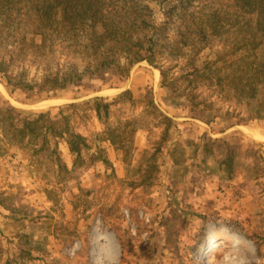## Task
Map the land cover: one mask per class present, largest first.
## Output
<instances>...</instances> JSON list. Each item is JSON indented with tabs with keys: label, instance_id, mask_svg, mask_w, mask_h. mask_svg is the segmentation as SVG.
I'll list each match as a JSON object with an SVG mask.
<instances>
[{
	"label": "rangeland",
	"instance_id": "1",
	"mask_svg": "<svg viewBox=\"0 0 264 264\" xmlns=\"http://www.w3.org/2000/svg\"><path fill=\"white\" fill-rule=\"evenodd\" d=\"M48 75L54 94L10 93ZM127 90L107 118L69 113L78 158L59 134L12 142L0 120V264H109L107 239L111 264H264V0H0L1 103L58 118ZM207 138L236 148L230 179Z\"/></svg>",
	"mask_w": 264,
	"mask_h": 264
},
{
	"label": "trees",
	"instance_id": "2",
	"mask_svg": "<svg viewBox=\"0 0 264 264\" xmlns=\"http://www.w3.org/2000/svg\"><path fill=\"white\" fill-rule=\"evenodd\" d=\"M143 60L148 61L149 57H143ZM116 59L111 56L103 57V59L100 60V63L94 68V70L99 69H107L112 64H115ZM122 72V71H121ZM100 74V73H99ZM101 75V74H100ZM124 76L125 73H122ZM121 75V77H122ZM73 74L70 73L62 78L63 81L60 82V84L67 83L71 80ZM102 76V75H101ZM47 77V76H46ZM120 77V78H121ZM81 76L79 77V79ZM122 79V78H121ZM54 80L49 78H45L44 83L38 84L37 82H33L30 85H28L29 89H33L37 94H35L33 97L30 95H26L24 98L21 97L19 94V88L20 85H16V87L12 88L10 91L11 94H16L15 97L18 100H21V102L25 103L27 101L33 100L34 102H37L41 98L49 95H43L42 91H45V93L49 92V94L53 93L54 88ZM148 94H144V97H148ZM131 91H123L119 93L117 96H115L113 99H109V97L106 96H95L91 98L89 101L83 102V103H70L66 104L64 106H54V108L57 109V113L59 114L58 118L52 117L50 114V111L46 112H40V113H34V112H28L27 115H24V111L20 108H17L13 105H11L8 101H5L3 103L0 102V120H2L3 125L7 130L9 131V137L8 139L12 142H23L24 140H32L40 137V140L42 141V144L46 143L48 138L51 135H61L66 138V141L69 145V149L72 153H75L76 158L79 157L81 147L84 144L85 145V139L74 133L70 130L68 125V116L69 113L72 111H76L79 108L83 107H92L96 113V117L98 119L107 118L110 113L111 106L116 104L118 101H121V99L131 96ZM150 104H154L153 99H149L147 101ZM194 110V114L192 115L193 118L200 120L202 122H205L207 124L214 123V114H206L205 110L201 108H197ZM165 119L170 122L171 119L169 117H165ZM107 133L109 136L105 135V139L110 141V144L115 146L117 149L122 148L124 145H121V143H117L118 139L123 141L126 139L125 131H121L120 133L115 134L118 132V129L115 128H106ZM118 138V139H117ZM203 148L207 150H212L216 152H220L221 159L218 160V163L220 166L224 165L225 170L229 174L230 177H233L232 171L235 165H237L238 161H236V157L238 155L236 148H232L229 144H227L225 141L221 139H213V138H207L203 142ZM257 157L255 161L252 163L253 170H256L257 176L260 177L264 176V169L262 168L261 164L264 163L263 157H261L258 153H255L254 155Z\"/></svg>",
	"mask_w": 264,
	"mask_h": 264
},
{
	"label": "crops",
	"instance_id": "3",
	"mask_svg": "<svg viewBox=\"0 0 264 264\" xmlns=\"http://www.w3.org/2000/svg\"><path fill=\"white\" fill-rule=\"evenodd\" d=\"M102 239H107V238H102ZM110 244V241L109 239H107V241L105 240L104 242H101V246H102V258L108 262L109 264H111V257H110V254H111V251L109 250V245ZM103 261V262H105Z\"/></svg>",
	"mask_w": 264,
	"mask_h": 264
},
{
	"label": "bare ground",
	"instance_id": "4",
	"mask_svg": "<svg viewBox=\"0 0 264 264\" xmlns=\"http://www.w3.org/2000/svg\"><path fill=\"white\" fill-rule=\"evenodd\" d=\"M256 137H258V136L256 135ZM213 247H214V242L212 241L211 243H209V244L207 245V250L210 251Z\"/></svg>",
	"mask_w": 264,
	"mask_h": 264
}]
</instances>
